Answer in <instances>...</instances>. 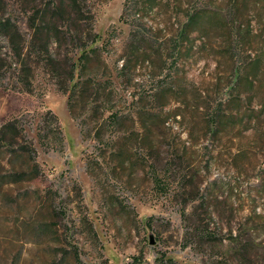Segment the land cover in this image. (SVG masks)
<instances>
[{
  "label": "rangeland",
  "instance_id": "374dc122",
  "mask_svg": "<svg viewBox=\"0 0 264 264\" xmlns=\"http://www.w3.org/2000/svg\"><path fill=\"white\" fill-rule=\"evenodd\" d=\"M0 17L31 56L0 87V264H264V0Z\"/></svg>",
  "mask_w": 264,
  "mask_h": 264
},
{
  "label": "trees",
  "instance_id": "16d2710c",
  "mask_svg": "<svg viewBox=\"0 0 264 264\" xmlns=\"http://www.w3.org/2000/svg\"><path fill=\"white\" fill-rule=\"evenodd\" d=\"M213 20L214 19L210 17L209 12L208 10H206V8H200L198 12L191 14L188 17L187 23L191 24L193 22H196L199 23L202 27H206L212 25ZM13 28L14 30H16L17 33H19L17 28L13 26L10 18L0 17V87H4L3 79L6 78L9 73L17 74L18 77L23 78L26 75L25 68L30 66L31 56H26V54L23 53L24 48L22 46H16L13 41V38L9 34V32L11 31L10 29ZM3 38L8 40V47L9 51L11 49L12 56H6V53L3 52ZM82 56H84L83 52L79 54L78 59H80ZM15 123V121H10L2 126L0 131V144H4L6 142L5 132Z\"/></svg>",
  "mask_w": 264,
  "mask_h": 264
},
{
  "label": "water",
  "instance_id": "95a60500",
  "mask_svg": "<svg viewBox=\"0 0 264 264\" xmlns=\"http://www.w3.org/2000/svg\"><path fill=\"white\" fill-rule=\"evenodd\" d=\"M149 244H153L152 236H149Z\"/></svg>",
  "mask_w": 264,
  "mask_h": 264
}]
</instances>
